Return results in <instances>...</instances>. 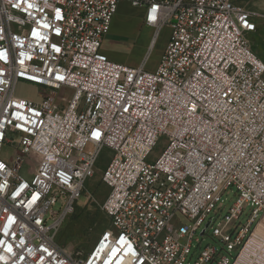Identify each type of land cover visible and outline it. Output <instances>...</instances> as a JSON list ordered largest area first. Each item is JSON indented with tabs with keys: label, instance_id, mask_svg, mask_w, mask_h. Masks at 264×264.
Returning a JSON list of instances; mask_svg holds the SVG:
<instances>
[{
	"label": "built area",
	"instance_id": "obj_1",
	"mask_svg": "<svg viewBox=\"0 0 264 264\" xmlns=\"http://www.w3.org/2000/svg\"><path fill=\"white\" fill-rule=\"evenodd\" d=\"M122 1L145 9L150 50L171 28L154 70L102 50ZM255 18L236 0H0V264H264ZM20 80L43 99L16 96ZM106 147L108 226L88 251L65 248L57 237ZM30 153L40 159L27 179ZM228 189L236 199L213 226ZM177 213L190 223L175 224Z\"/></svg>",
	"mask_w": 264,
	"mask_h": 264
},
{
	"label": "rangeland",
	"instance_id": "obj_2",
	"mask_svg": "<svg viewBox=\"0 0 264 264\" xmlns=\"http://www.w3.org/2000/svg\"><path fill=\"white\" fill-rule=\"evenodd\" d=\"M236 2L245 5L248 9H251L255 12L257 30L255 32L248 33L247 36L252 43L253 51L264 62V0H236ZM123 3L128 5L131 4L128 1H124ZM121 5L122 3L119 4V9L116 13L119 15V17L115 24V32L112 33L111 30L110 33L104 38V40L107 39L106 43H108V45H111V41L120 43L134 41V38H132L129 34L131 30H133L134 15L128 11L130 8L128 9L125 7L120 11ZM116 14L114 18L116 17ZM170 34L171 28L169 26L162 28L159 36L156 39V42L152 47L147 65L149 70H154L158 65L164 49L169 41ZM151 37L152 33H149L148 30H143V32L139 34L137 40L139 38L148 40ZM136 50V53H133V55L130 56L131 58H128L126 62L122 63L129 65L128 60L137 59L141 54V51H138L139 48H136ZM15 94L18 97L36 102L43 99L40 86L28 83L23 80H20L17 83ZM56 97L61 103L65 105L70 98L69 90L65 89L63 91H59ZM164 145L165 144L163 141L159 143V145L155 148L153 155L149 158V161H153L159 155ZM5 151L7 156L10 157L14 153V147L10 143H6ZM112 154L113 151L111 149L107 147L104 148L98 162V171L96 172V175L87 180L86 189L81 197L80 202L77 204L74 213L69 216L63 225L61 232L57 237V241L65 248H78L88 251L99 237L100 233L108 226V219L100 212V205L107 198L110 188L101 181L100 176L102 171L106 168V165ZM39 159L40 157L34 153H30L26 156L21 166V172L27 179L32 178L33 170L35 171L37 168ZM222 199L223 201L221 202V208L211 214V216H214L213 226H220L222 224L223 221L221 216H223V214L228 211L229 207L235 201L236 195L231 191V189H228L227 191L223 192ZM252 209L253 207L250 205L246 206L245 213L250 215L252 213ZM248 215L243 217V223L246 222ZM173 222L175 224L190 223V221H188V219L180 213H177L176 217L173 219ZM204 226L199 230L198 236L201 238L203 245L210 242L213 243V228H209L206 234L202 236L201 230L204 228ZM193 243L196 244L195 241H193Z\"/></svg>",
	"mask_w": 264,
	"mask_h": 264
},
{
	"label": "crops",
	"instance_id": "obj_3",
	"mask_svg": "<svg viewBox=\"0 0 264 264\" xmlns=\"http://www.w3.org/2000/svg\"><path fill=\"white\" fill-rule=\"evenodd\" d=\"M124 2V1H123ZM122 3L121 7H120V11L121 9L126 8H130L128 11L130 13H132L134 15L133 20H134V25H133V30H131V32L129 33L130 36L132 38H134V41H127V42H113L111 41V45H108V43H106V40H104V44L102 45V50L104 53H106L110 59H112L113 61L122 63V62H126V60L128 58H131L130 56L133 55V53H136V48H139V52L141 51V54L138 56L137 59L134 60H128V63L130 66H138L140 65L146 58L150 57L151 51L150 50V43L154 34V30L153 28L146 26L144 24V12L145 9L142 7H137V6H133V5H128L126 3ZM119 15L116 14V17L114 18V21L112 22V26H111V32L114 33L115 32V24L116 21L118 19ZM143 30H148L149 33H152V37L148 40L142 39V38H138L139 34H141L143 32ZM110 33V32H109ZM108 33V34H109ZM107 34V35H108ZM148 65V63H147ZM157 67V66H156Z\"/></svg>",
	"mask_w": 264,
	"mask_h": 264
},
{
	"label": "trees",
	"instance_id": "obj_4",
	"mask_svg": "<svg viewBox=\"0 0 264 264\" xmlns=\"http://www.w3.org/2000/svg\"><path fill=\"white\" fill-rule=\"evenodd\" d=\"M101 212V211H100ZM102 213V212H101ZM102 215H103V213H102ZM105 216V215H104Z\"/></svg>",
	"mask_w": 264,
	"mask_h": 264
}]
</instances>
